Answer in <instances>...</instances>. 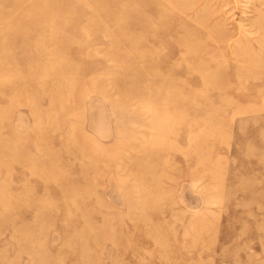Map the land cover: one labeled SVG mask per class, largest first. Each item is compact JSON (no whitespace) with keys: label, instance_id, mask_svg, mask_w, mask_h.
<instances>
[{"label":"rangeland","instance_id":"1","mask_svg":"<svg viewBox=\"0 0 264 264\" xmlns=\"http://www.w3.org/2000/svg\"><path fill=\"white\" fill-rule=\"evenodd\" d=\"M0 264H264V0H0Z\"/></svg>","mask_w":264,"mask_h":264}]
</instances>
